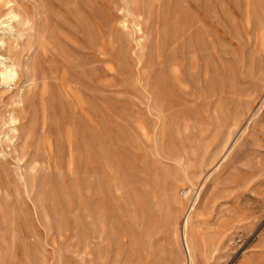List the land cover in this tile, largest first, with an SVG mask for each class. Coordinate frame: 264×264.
I'll return each mask as SVG.
<instances>
[{"label": "rangeland", "instance_id": "obj_1", "mask_svg": "<svg viewBox=\"0 0 264 264\" xmlns=\"http://www.w3.org/2000/svg\"><path fill=\"white\" fill-rule=\"evenodd\" d=\"M13 2L0 264H189L183 211L174 235L158 206L200 169L194 264H263L264 0H133L128 28L123 0ZM136 198L154 212L149 238ZM216 228L229 237L209 258L200 239Z\"/></svg>", "mask_w": 264, "mask_h": 264}, {"label": "bare ground", "instance_id": "obj_2", "mask_svg": "<svg viewBox=\"0 0 264 264\" xmlns=\"http://www.w3.org/2000/svg\"><path fill=\"white\" fill-rule=\"evenodd\" d=\"M132 2L133 0H123V4L125 5L123 9H124L126 17H124V19L121 21V25L125 28H128L129 22L127 20V17L131 15L129 5L132 4ZM4 5L7 6L6 10L4 9L5 11L3 13L0 12V29H2L3 36L6 33L13 31V26L11 25V21L13 20L17 22L19 20L22 21L20 19L21 18L20 13L18 9L16 8L17 6H15V3L13 2V0H5ZM20 24L22 23L20 22ZM132 30L134 33L138 34L135 37L136 38L135 41L138 47L142 40L141 34L143 33L141 23L134 20L132 23ZM4 44H5V40L3 39L0 40V46L3 48V50H0V85L14 82L19 77V69L22 66V63L19 59L16 58L17 59L16 60L12 58L8 50L4 47ZM32 46L33 44L30 43L28 45V50H30ZM24 65H25L24 67H27V63H25ZM16 102L18 105L23 102L22 94L18 95ZM8 120H9V124L13 126L11 128V131L15 132L17 129L15 125L18 121L17 115L14 113H11L8 117ZM227 139L225 140V143H227ZM35 165L36 163L34 164V167ZM201 173H202L201 169L199 171H195L194 173L185 171L184 178L180 180L183 182L184 186L178 189L177 188L178 184L174 183L169 188H167L164 193V197H165L163 201L164 203L162 206H158V210L162 212L163 220L169 224L174 235L178 234V229H179L178 218L180 217V213H182L183 211L182 220H181L182 239H183L186 254L188 256L189 264H194L193 262V258H194L193 257V254H194L193 244L194 243H193L192 238L189 236V232H188L189 222L193 217H198L200 215H203V211L202 213L198 212V209L201 206L200 191L203 186L200 188L199 191H196L193 196L190 197V194L192 191L195 190V187L197 185V182H198V179ZM24 180H25L26 186L28 187L29 181L27 180L26 176H24ZM138 200H139L137 203L138 204L137 205L138 206V224L140 227V237L139 238L140 239L149 238L152 235L151 229L154 226V221H153V218L155 219L154 212L150 207L145 205V202L142 199H138ZM213 202H214V199L203 202L202 204L203 210L206 211V209H209L210 207H212ZM225 237H229V234L221 233L218 228L211 230L209 233L206 234V236L201 237L200 244L205 246V250L207 249L205 251L206 252L205 254L208 255L209 258H214L216 254L220 252V250L223 247L222 239ZM261 262H264V261H261Z\"/></svg>", "mask_w": 264, "mask_h": 264}]
</instances>
